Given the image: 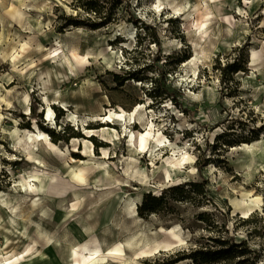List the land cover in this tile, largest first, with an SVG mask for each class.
I'll list each match as a JSON object with an SVG mask.
<instances>
[{"label": "rangeland", "instance_id": "rangeland-1", "mask_svg": "<svg viewBox=\"0 0 264 264\" xmlns=\"http://www.w3.org/2000/svg\"><path fill=\"white\" fill-rule=\"evenodd\" d=\"M98 6L0 0V264H67L70 246L91 238L104 249L133 238L130 264H195L191 249L208 236L238 240L263 226L242 219L264 206V0ZM233 63L243 68L223 69ZM111 114L121 140L106 146L105 129L88 126ZM152 124L150 147L134 149L131 135ZM85 166L95 168L77 189L74 170ZM203 180L200 195L190 183ZM149 193L166 203L140 214ZM146 238L171 245L137 261Z\"/></svg>", "mask_w": 264, "mask_h": 264}, {"label": "bare ground", "instance_id": "bare-ground-1", "mask_svg": "<svg viewBox=\"0 0 264 264\" xmlns=\"http://www.w3.org/2000/svg\"><path fill=\"white\" fill-rule=\"evenodd\" d=\"M16 14L20 17L23 15V11L19 8L16 9ZM202 26H204V28L206 27V23L204 24V22L200 25L199 28H201ZM73 55L75 56V58H79V56L75 53H73ZM56 84L59 83V80L55 81ZM28 99V97H27ZM50 120H52V116L49 118ZM128 119H129V123L125 124V130L128 127V124L130 125H135V124H131V120H132V115L129 113L128 114ZM54 120V119H53ZM99 126L102 127L103 129H105V131L110 135L109 138L110 140H106V142H103L104 145L109 146V142L114 143L115 145L117 144V142H119L121 140V136L118 133V131L116 130V125H117V121L115 118H113L112 114L106 118V120H104L103 124H100V122H91L89 123L88 129H90L93 126ZM36 128H38L40 131L43 130L41 128V126L38 124H36ZM134 130H136L135 126L133 128ZM153 124L149 127L146 128L145 132H137V135H135V133H133V135H131V145L134 147V149L137 150H141L142 152L146 151V149H148L152 143V135H153ZM133 130V131H134ZM80 135L87 140H90L93 142V138L94 135L93 133H84ZM136 136V137H135ZM45 139L43 133L41 132L38 136H37V140H42ZM92 145H87L88 148H91ZM253 145H247L248 148H252ZM85 152L89 153V155H92V150H86ZM107 157V155H106ZM73 162H77V159L74 157H71ZM102 169H104V167H102V164L99 165ZM95 168V166H85L82 168H79L77 171L74 170V175H73V180L72 185L77 188V189H81L83 188V185L87 183V171L88 169H93ZM102 181L103 178L105 177L106 180H111L114 178V173L107 171L105 173H101L100 174ZM107 176V177H106ZM101 179H99L97 182L101 181ZM105 180V181H106ZM110 182V181H109ZM88 188H95V186L92 187H88ZM78 192H75V195ZM78 202H76V204H73V206L77 207ZM120 202L119 201H114L112 205H108L106 207L102 206V210H103V217L101 220V225H104L106 223H108L111 219L114 218L117 208L119 206ZM136 203H129L128 204V210L129 212L135 213L136 214ZM251 211L247 210L243 212V216H248L249 213ZM61 216V215H58ZM96 228V227H95ZM99 228V226L97 227ZM56 233V231H55ZM173 235L176 237H179L178 234H176L175 232H173ZM55 234H52V237H54ZM133 238H130L126 245H132V241ZM149 239H143L141 240V244L139 245L138 250L135 252L136 253V257L135 259L137 261L142 260L143 258H148L150 256H152L154 253L158 252L159 250H161V247H168L171 245V243L169 244H162L160 242H154V244H149ZM124 243H114L111 246H108L106 249H104L101 244H99L95 238H91L86 240L85 242H81L79 244H73L70 246L69 249V253H68V257L69 260H67V264H130L126 252V246ZM69 261V262H68ZM9 264V262H8ZM138 264V263H135Z\"/></svg>", "mask_w": 264, "mask_h": 264}, {"label": "trees", "instance_id": "trees-1", "mask_svg": "<svg viewBox=\"0 0 264 264\" xmlns=\"http://www.w3.org/2000/svg\"><path fill=\"white\" fill-rule=\"evenodd\" d=\"M85 2L90 12L95 14L101 13L98 0H85ZM68 24L77 25L78 23L73 19L69 21ZM184 58L186 59L187 55H182L178 59L182 61ZM241 68H243V66L236 67L233 63L228 64L223 69L238 71ZM156 82L158 81L156 80ZM156 88L158 87H155L154 90H156ZM166 92V89L163 88L162 93H159V95H163ZM149 94H151V92ZM190 185L195 193L200 195L206 194L205 180L201 182H191ZM173 189L179 195H185L186 189L183 186H178ZM165 203L166 201L163 195L156 196L149 193L143 203L138 207L139 212L140 214H144L146 212L158 211ZM199 218L206 220L204 214H201ZM242 220L244 223H254L255 221L261 220L263 226H254L253 229L248 232L249 236L238 240L234 237L224 236L221 233L208 236V241L199 243L196 248L191 249L190 256L193 262L195 264H264V206L263 213L254 211ZM222 227H225V231L229 232L226 223H224ZM251 239H254V242H252Z\"/></svg>", "mask_w": 264, "mask_h": 264}]
</instances>
